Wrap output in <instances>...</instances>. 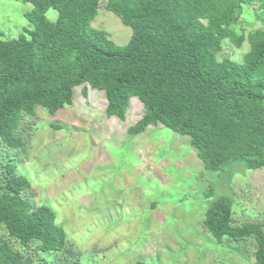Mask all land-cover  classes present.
Wrapping results in <instances>:
<instances>
[{
	"label": "trees",
	"instance_id": "obj_1",
	"mask_svg": "<svg viewBox=\"0 0 264 264\" xmlns=\"http://www.w3.org/2000/svg\"><path fill=\"white\" fill-rule=\"evenodd\" d=\"M14 1L32 5L24 14L32 29L12 39L0 30V264H81L55 212L34 204L31 182L6 154L25 158L36 108L53 116L77 87L83 96L87 86L103 91L106 116L121 120L136 98L144 113L127 134L161 125L187 136L206 171L264 170V0ZM101 4L131 29L125 45L91 26ZM224 40L248 43L241 63L216 58ZM232 213L231 198L218 197L202 226L217 243L253 239L254 263L264 264V225L234 226Z\"/></svg>",
	"mask_w": 264,
	"mask_h": 264
},
{
	"label": "rangeland",
	"instance_id": "obj_2",
	"mask_svg": "<svg viewBox=\"0 0 264 264\" xmlns=\"http://www.w3.org/2000/svg\"><path fill=\"white\" fill-rule=\"evenodd\" d=\"M246 6L243 16L251 24L255 13ZM31 10L28 3L0 0L4 39L32 29L24 17ZM45 17L54 22L57 12L49 9ZM91 26L117 46L131 35L102 4ZM247 51L246 41L235 48L224 40L216 58L241 63ZM86 88V96L75 88L72 104L53 116L36 108L26 122L32 140L25 158L24 152H6L31 182L34 204L55 212L81 264H255L253 239L217 243L202 220L208 204L226 196L234 226L264 225V170L235 165L224 173L206 171L189 138L161 125L129 136L127 129L144 113L142 104L132 98L124 120L108 117L103 91Z\"/></svg>",
	"mask_w": 264,
	"mask_h": 264
}]
</instances>
